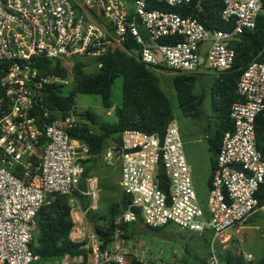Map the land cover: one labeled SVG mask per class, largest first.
I'll return each mask as SVG.
<instances>
[{
	"label": "built area",
	"instance_id": "1",
	"mask_svg": "<svg viewBox=\"0 0 264 264\" xmlns=\"http://www.w3.org/2000/svg\"><path fill=\"white\" fill-rule=\"evenodd\" d=\"M191 1L0 0V264L38 261L30 249L35 218L48 197L56 194L70 197L69 238L88 251L87 259L65 257L70 260L65 264H125L120 225L139 218L151 228L171 222L200 235L210 231L206 262L221 264L216 243L226 242L232 230L245 226L258 211L264 213L256 198L264 185V156L257 148L255 130L256 118L264 111V62L256 60L236 83L238 98L229 112L232 129L223 134L215 154L206 208L196 194L174 121L162 135L126 129L120 145L107 153L117 158L119 186L130 197L129 206L114 221L109 241L97 234L87 210L72 198L78 191L91 199L89 207L94 209L97 177H88L85 189L78 187L81 160L89 150L69 130L81 127L83 116L75 109L62 116L45 99L49 85H70L72 77L43 70L41 62H61L65 67L83 58L99 68L108 50L123 47L130 38L137 49L123 48L145 65L180 74L203 66L219 75L232 67L235 57L227 39L255 26L257 16L264 15L262 0H223L220 17L232 23L231 31L208 30L192 16L151 6L176 7ZM171 36L179 39L161 42ZM161 174L167 192L161 188ZM243 256L247 264H257L251 254Z\"/></svg>",
	"mask_w": 264,
	"mask_h": 264
},
{
	"label": "trees",
	"instance_id": "2",
	"mask_svg": "<svg viewBox=\"0 0 264 264\" xmlns=\"http://www.w3.org/2000/svg\"><path fill=\"white\" fill-rule=\"evenodd\" d=\"M166 11H174L181 16H192L196 18L208 30L231 31L232 23H225L221 20L223 0H192L187 4L176 7H167L160 3H152ZM264 7V0H262ZM240 41H230L229 47L234 50L235 57L230 69L216 76L211 86V104L214 111V129L208 137L209 149L212 151L210 157V175L207 180V188H210L213 172L215 169V154L221 143L223 134L232 129L229 118L230 107L237 100L236 83L242 71L249 63L256 60L264 62V15L257 16L255 26L244 31ZM179 37H163L162 43H174ZM126 49H137L136 44L127 38L123 44ZM123 47H114L100 58L101 67L91 73H85L82 63L74 66L73 75L69 74L68 68L61 62L51 60L42 61L43 70L49 69L62 77H72V89L64 94L63 87L51 84L45 91V99L48 107L59 109L62 116L69 110L74 109L75 97L78 94H96L101 97L104 108H111L110 90L114 80L122 76V103L114 108L116 117L112 123H98L96 116L89 110H85L84 116L95 126L97 131L87 124L79 128L69 130L72 138L79 139L88 146V157L81 160L84 167L81 180L78 184L80 189H85L86 179L89 176L87 164L94 161L103 151L105 142L109 137L114 138L116 145L121 143V134L126 129H137L147 133H158L162 135L169 123L174 120L171 103L161 89L156 67L141 63L133 55H130ZM52 64V65H50ZM63 65V66H61ZM173 87L178 101V106L185 117H199L202 114L198 106V94L196 89L199 85V77L196 74L175 73L172 79ZM257 148L264 156V111L256 118L255 123ZM161 188L167 192L168 183L164 175H159ZM122 191V190H121ZM80 201V205L86 211V217L97 234L110 240L111 233L115 228L114 221L130 204V197L121 192L119 202L108 205L104 216L93 220L94 209L90 208L89 198L82 196L78 191L73 195ZM259 206L264 205V185L260 186L256 194ZM69 196L56 194L49 196L47 202L39 209L35 218L36 235L30 244V249L38 255L40 262L61 260L65 257L83 256L87 259L88 251L82 244L70 240L69 234L72 228L70 217ZM248 223V222H247ZM126 225H120L121 232H125ZM159 229V228H154ZM207 233V234H206ZM205 234L211 235L207 231ZM125 236V233L122 234ZM206 236L203 238L205 239ZM207 255L209 243L205 241ZM200 264H207L206 259L197 256ZM220 258L221 264H247L242 254L232 250H225ZM257 264H264V257L257 260Z\"/></svg>",
	"mask_w": 264,
	"mask_h": 264
},
{
	"label": "rangeland",
	"instance_id": "3",
	"mask_svg": "<svg viewBox=\"0 0 264 264\" xmlns=\"http://www.w3.org/2000/svg\"><path fill=\"white\" fill-rule=\"evenodd\" d=\"M140 33L144 39H147V34L144 30L141 29ZM76 62L82 63V69L85 73H91L97 68L96 63L91 60H83V58H81ZM76 62L66 64L70 75H73L74 66L77 64ZM159 64L164 67L162 62H159ZM174 74L175 72L164 68L156 70L160 87L168 97L173 109L174 122L178 126L182 137L184 154L191 171L192 182L196 194L201 206L206 208L208 196L207 180L210 175V157L212 156V151L209 149L208 137H210L213 132L215 121L210 92L213 77L209 75L205 77L200 76L196 92L199 97L198 106L201 109L202 114L199 117L192 118L183 116L178 106L172 82ZM122 81V76H119L114 80L111 86L109 100L112 107L109 109L103 107L99 95H76L74 109L83 116V124L88 123L89 127L94 128V125H92L84 116L85 110L92 112L96 116L98 123L115 122L116 117L114 114V108L120 106L122 103ZM71 89L72 85L64 86V94H68ZM97 126L94 128L95 131L98 130ZM115 137L116 135L109 137L106 140L104 149L100 155L97 156L94 161L86 165L89 170V176L97 177V203L93 211V220L97 218L101 220V217L106 213L108 205L119 202L120 200V194L122 191L119 186V162L114 156L113 158H109L107 155L109 150L116 146L114 140ZM72 198L79 201L74 196H72ZM89 201L91 203V199H89ZM90 223L93 224L92 222ZM164 234L175 236V245L169 247L172 250L171 253L173 252L174 254L181 252L184 256V249L186 247V253H188V255L184 256L185 261H189V258L193 257L194 253L203 255L204 259L207 257L205 241L210 243V234L208 236H206V234L200 235L181 229L179 226L170 222L159 229H146L141 233V236H144L147 240L156 241L159 239V241H163L162 235L164 237L166 236ZM35 235L36 231L34 229L33 236ZM204 236H206L205 239L203 238ZM163 242L168 243L169 240H165L164 238ZM215 247L218 256H221L225 250L229 249L237 254L244 255L249 253L252 255L254 261L264 257V213L258 211L248 220V223L245 226L240 227L237 232H230L226 242L216 243ZM66 262L70 263V260L63 258L61 260L50 262L36 261L31 264H65Z\"/></svg>",
	"mask_w": 264,
	"mask_h": 264
},
{
	"label": "crops",
	"instance_id": "4",
	"mask_svg": "<svg viewBox=\"0 0 264 264\" xmlns=\"http://www.w3.org/2000/svg\"><path fill=\"white\" fill-rule=\"evenodd\" d=\"M193 74H196L199 78L200 76H204V77L207 75L212 76L213 78H212L211 86L214 80L216 79V76H218L215 75L214 73L205 70L203 66L199 67V69ZM162 227L163 226L158 228H162ZM146 229H154V228L146 226L139 218L136 222L126 224L125 232H123L125 233V236H122L123 233L121 232L122 243L127 250L125 264H140V263L162 264L164 262H169L170 264H200L197 256L204 257L201 254L198 255L194 253L193 257L189 258V261H185L184 256L188 255V253H186L187 252L186 247L184 249L185 251L183 250L184 256L183 254H181V252H177L174 254L173 252L171 253L172 250L169 247L175 245L174 244L175 236H168L167 234H164L166 235L164 237L162 235L163 241L165 238V240H169L168 243L163 242L161 240L159 241V239H157L156 241L147 240L144 238V236H141V233ZM233 231L237 232L238 229L232 230L231 232Z\"/></svg>",
	"mask_w": 264,
	"mask_h": 264
},
{
	"label": "water",
	"instance_id": "5",
	"mask_svg": "<svg viewBox=\"0 0 264 264\" xmlns=\"http://www.w3.org/2000/svg\"><path fill=\"white\" fill-rule=\"evenodd\" d=\"M200 2H201V0H198V4H200ZM227 41H240V37H238V36L230 37V38L227 39ZM209 44H210V42L208 41V42H206V45H204V46L201 48V50H200L201 55L204 54L205 47H206L207 45H209Z\"/></svg>",
	"mask_w": 264,
	"mask_h": 264
}]
</instances>
